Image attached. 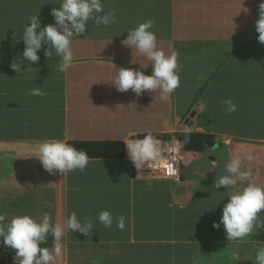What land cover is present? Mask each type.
<instances>
[{
  "label": "crops",
  "instance_id": "obj_1",
  "mask_svg": "<svg viewBox=\"0 0 264 264\" xmlns=\"http://www.w3.org/2000/svg\"><path fill=\"white\" fill-rule=\"evenodd\" d=\"M167 1L168 10L157 12V0H102L105 11L116 9V22L96 27L90 21L87 36L73 39V65L63 73L58 71L60 58L53 52L48 59L43 49L38 63L25 61L17 71L12 67L22 59L25 44L19 38L28 18L39 15L42 26L54 23L51 11L61 0H0V215L10 221L16 215L39 219L50 213L53 222L63 223L76 212L94 224L88 236L67 232V251L56 264H255L254 248L264 242V230L229 241L223 225L217 229L213 222L220 221L229 199L227 189L214 184L230 158L240 156L241 170L251 173L245 183L264 185V48H244L233 61L227 56L230 47L222 44L235 34L251 43L257 7L246 0H218L216 16L227 9L225 25L231 30L210 24L199 35L203 25L181 16L205 13L209 8L199 7L207 8L208 0ZM245 10L253 23L236 29L235 12ZM149 18L155 20L158 46L178 51L179 72L190 70L193 76L191 82L182 79L168 101L148 91L141 96L119 92L111 83L121 67L151 74L150 62L137 53L133 64L132 49L122 44L129 29ZM34 88L43 94L31 95ZM198 88L199 101L192 106ZM227 99L237 104L235 113L224 111L220 102ZM185 125L215 137L206 150L183 149L182 171L184 166L196 168L199 187L191 180L197 177L173 181L138 171L126 147L124 159L90 157L84 171L64 177L47 172L36 158L45 140L124 143L148 131L172 134ZM174 198L184 207L172 206ZM101 210L123 215L125 229L115 221L112 228L101 225L96 220ZM53 239L49 235L46 243L52 245ZM1 249L0 264H10L5 247Z\"/></svg>",
  "mask_w": 264,
  "mask_h": 264
},
{
  "label": "clouds",
  "instance_id": "obj_2",
  "mask_svg": "<svg viewBox=\"0 0 264 264\" xmlns=\"http://www.w3.org/2000/svg\"><path fill=\"white\" fill-rule=\"evenodd\" d=\"M246 11V10H245ZM116 9L105 11L102 0H61L60 6L51 11L54 23L42 26L39 15L28 18L22 36L25 49L22 59L12 64L22 68L26 61L29 64L38 63V53L43 49L48 59L53 56L60 58L58 71L66 73L73 65L74 52L72 41L75 37H86L87 26L93 22L96 27H107L116 22ZM155 20L146 19L127 31L126 39L122 44L132 49L134 60L138 53L152 65L151 74L134 67H121L111 80L117 91L131 90L137 96L145 91L157 94L161 101H168L181 86L179 70V52L166 51L158 46V37L154 31ZM259 33L258 40L264 44V0L259 5V19L255 23ZM47 45V48H44ZM142 66V65H141ZM142 69V67H141ZM31 95H42L39 88H34ZM221 105L228 114L237 111V104L232 99L222 100ZM163 126L169 122L164 120ZM192 127L184 126L181 129L184 140L173 139L170 143L162 142L151 131L146 132L142 138L126 139L124 145L129 161L138 171L151 166H159L167 159L175 161L184 146L190 142ZM39 155L36 157L43 168L52 174L57 171L63 177L76 170L84 171L91 158L86 150L77 149L64 140H45L38 145ZM253 157L249 155L247 159ZM240 156L230 158L224 166V173L216 178L214 187L221 186L227 189L228 202L222 209L219 222H213V227L219 229L221 225L229 241L243 240L253 232L264 230V185L250 181L251 173L241 170ZM216 162H213V167ZM138 175L136 178H138ZM239 183V187H236ZM229 189H232L229 191ZM172 206L184 207V204L174 198ZM96 220L105 228L116 227L124 230L125 217H114L110 210H101L96 214ZM94 230L91 218H81L72 212L63 223L53 222L50 213L43 214L39 219L28 214L16 215L10 221L0 215V245L15 250L14 260L17 264H56L67 251L65 236L67 232L79 231L88 236ZM49 235L54 239L50 247L43 246ZM255 264H264V242L254 248Z\"/></svg>",
  "mask_w": 264,
  "mask_h": 264
},
{
  "label": "trees",
  "instance_id": "obj_3",
  "mask_svg": "<svg viewBox=\"0 0 264 264\" xmlns=\"http://www.w3.org/2000/svg\"><path fill=\"white\" fill-rule=\"evenodd\" d=\"M168 1L165 0V3L162 0H157L156 8L157 12H163L168 10ZM167 6V9H166ZM257 13L259 14V7L257 8ZM259 19H256V21ZM252 24L250 30H251V43L250 41H245L244 39H241L242 35L235 34L234 36H231L227 38L226 40L222 41V44L230 47L229 51L227 52L228 58L235 61L236 58L241 54L244 53V48H250V49H259V47L264 48V44L260 43L258 40L259 33L256 31L255 23ZM241 39V40H240ZM249 43V44H248ZM231 44V45H229ZM248 56L253 59L256 58L253 53L249 52ZM199 61V58L197 59ZM190 70H181L179 72L181 81L182 79H185L186 82H191L193 76L189 74ZM196 97L193 99L192 103L199 101V88L196 92ZM199 121V116H198ZM205 123V122H204ZM145 133H141L139 135L140 138L143 137ZM158 138H164V139H170L173 137H176L178 140L183 141L184 136L182 135L181 130L176 131L174 133H153ZM214 134L210 133L208 131L201 132V131H191V139L190 142L187 143L184 146V150H192V151H201L206 150L207 147L212 146L214 144ZM68 144L76 147L77 149H83L86 150L89 157H100V158H122L124 159L126 157V151H125V145L122 141L116 140V141H96V142H88V141H81V140H71L67 142ZM199 165V162L197 166ZM134 166V165H133ZM183 169V166H182ZM196 168H190L189 166H184V171L181 173V178L186 179L188 177H197L195 179H191L197 187H199V175H196ZM158 182H162L163 186L165 185V182L163 180H160ZM159 187L160 185L157 184L156 187ZM167 187V186H166ZM158 196V195H157ZM182 219V218H181ZM183 224V223H182ZM183 226L181 227V224H177V230H183ZM192 231V230H191ZM191 231H188V234L191 233ZM43 246L50 247L51 245L48 243H45ZM3 249V246H2ZM1 249V250H2Z\"/></svg>",
  "mask_w": 264,
  "mask_h": 264
},
{
  "label": "rangeland",
  "instance_id": "obj_4",
  "mask_svg": "<svg viewBox=\"0 0 264 264\" xmlns=\"http://www.w3.org/2000/svg\"><path fill=\"white\" fill-rule=\"evenodd\" d=\"M201 1H206V0H201ZM217 1L218 0H208V2H205L207 4V6H203V7H207V8H200L199 7V10H201V11H205L206 9L209 8L205 13H202L201 14L199 11H197V12H195L193 14H190V15L183 14L181 16V20L182 21H184V20H186V21L190 20L189 22L191 24L192 23H198L199 22V25H203V29L202 30H199L200 31L199 32V35H201V34H203L205 32H208L207 29H205V28L207 26H209L210 24H216V26L219 25L223 29L222 31H227L229 29L231 30V28H227L226 25H225V22L227 20L226 15L228 14L227 13V9L224 12L221 10L220 11L221 12L220 15L219 16H216L217 15V12H215V10H217L218 6H216L215 10H214V7L217 4ZM234 1H237V2L236 3H232V4H237L239 1L243 2L244 0H234ZM246 1H249V3L253 7L255 6L257 8L259 7L260 3L262 2V0H246ZM210 12H211V14H210ZM235 14L239 17V19H233L235 21L234 27L236 29H239V30L243 29L244 26L246 27L248 25V23H250V22H252L254 20V19H252L253 17L250 16L249 11L248 12L245 11L244 13L242 11H240L238 13L235 12ZM209 20H212V21L211 22H208ZM255 21H253V22H255ZM232 29H233V27H232ZM209 32L211 33V31H209ZM216 35H218V34L215 33L214 36H216ZM192 106H196V102L192 103Z\"/></svg>",
  "mask_w": 264,
  "mask_h": 264
},
{
  "label": "built area",
  "instance_id": "obj_5",
  "mask_svg": "<svg viewBox=\"0 0 264 264\" xmlns=\"http://www.w3.org/2000/svg\"><path fill=\"white\" fill-rule=\"evenodd\" d=\"M162 142L170 143L173 139L178 140L176 137L170 139L159 138ZM183 150L175 161L170 159L165 160V162L159 166H151L149 168L143 169L146 173H149L155 178H165L173 181L181 180L182 164H183ZM7 252L6 259L10 261V264H17L14 260L15 250L11 248H5Z\"/></svg>",
  "mask_w": 264,
  "mask_h": 264
},
{
  "label": "water",
  "instance_id": "obj_6",
  "mask_svg": "<svg viewBox=\"0 0 264 264\" xmlns=\"http://www.w3.org/2000/svg\"><path fill=\"white\" fill-rule=\"evenodd\" d=\"M197 114V110H194L193 112H192V114L191 115H196Z\"/></svg>",
  "mask_w": 264,
  "mask_h": 264
}]
</instances>
